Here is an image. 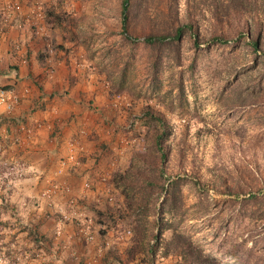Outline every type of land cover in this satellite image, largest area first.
Masks as SVG:
<instances>
[{
    "label": "rangeland",
    "instance_id": "374dc122",
    "mask_svg": "<svg viewBox=\"0 0 264 264\" xmlns=\"http://www.w3.org/2000/svg\"><path fill=\"white\" fill-rule=\"evenodd\" d=\"M125 1L31 0L47 39L117 100L115 125L100 132L115 138L100 146L116 168L83 182H100L104 202L88 218L76 200L60 214L99 238L85 239L93 264H193L183 248L204 264H264V0H129L124 13ZM9 140L0 136V252L13 262L33 227L3 207V187L31 173L15 172ZM81 151L72 143L60 167L78 166Z\"/></svg>",
    "mask_w": 264,
    "mask_h": 264
},
{
    "label": "crops",
    "instance_id": "0c3cea01",
    "mask_svg": "<svg viewBox=\"0 0 264 264\" xmlns=\"http://www.w3.org/2000/svg\"><path fill=\"white\" fill-rule=\"evenodd\" d=\"M8 1L0 0V89L15 90L19 103L10 114L0 111V136L13 144L12 161L19 164L15 172L31 173L25 181L3 187L2 193L12 196L3 207L29 223L33 234L27 240L30 248H15V261L5 252L0 259L2 264H93L94 245L76 233L77 222L60 212L69 215L76 200L79 213L88 218L104 202L100 182L93 190H84L83 182L112 175L116 168L117 159L100 146L105 138H115H102L100 132L115 125L110 111L117 100L80 59L47 39V23L31 0H15L23 6L20 14L7 7ZM74 142L82 150L78 166L60 167ZM5 143L4 152L9 148ZM51 191L55 196L50 199L46 194Z\"/></svg>",
    "mask_w": 264,
    "mask_h": 264
},
{
    "label": "built area",
    "instance_id": "2783aa9c",
    "mask_svg": "<svg viewBox=\"0 0 264 264\" xmlns=\"http://www.w3.org/2000/svg\"><path fill=\"white\" fill-rule=\"evenodd\" d=\"M7 7L14 12L15 14H20L23 11V6L21 5V3L15 1V0H9L7 2ZM53 70L50 69L48 70L47 74L48 75H52ZM19 103V97L16 94L15 90L12 89H7V88H1L0 89V111L2 113H12L14 111V109L16 108V106ZM73 146V145H72ZM71 153H73L72 149H70ZM70 161H74V155L72 154L69 157ZM86 238L89 241L94 240L93 236H86Z\"/></svg>",
    "mask_w": 264,
    "mask_h": 264
},
{
    "label": "trees",
    "instance_id": "16d2710c",
    "mask_svg": "<svg viewBox=\"0 0 264 264\" xmlns=\"http://www.w3.org/2000/svg\"><path fill=\"white\" fill-rule=\"evenodd\" d=\"M128 6H129V0H126L125 2H124V13H126L127 12V10H128ZM124 16H125V19H124V21H126L127 20V17H126V15L124 14ZM126 24V23H125ZM182 32H183V29H179L178 31H177V37L178 38H180V36L182 35ZM146 41L148 42V43H153V42H155V41H161V39L160 38H155V37H148L147 39H146ZM216 41V40H215ZM256 46H257V42H255L254 43ZM163 143H164V136L163 135H158L157 137H156V142H155V144H156V148H157V150L159 151V152H161L162 153V155L164 154L163 153ZM165 155V154H164ZM160 231V234H162V232H161V230H159ZM159 238V236H157L156 237V239H158ZM183 250H185L182 254H180L179 256L180 257H184V258H187V257H189V256H192L193 258H194V260H193V264H204V261L201 259V257H199V256H197V255H195V254H190L188 251H187V248H183ZM155 252H152V255L154 254ZM201 259V260H200Z\"/></svg>",
    "mask_w": 264,
    "mask_h": 264
}]
</instances>
